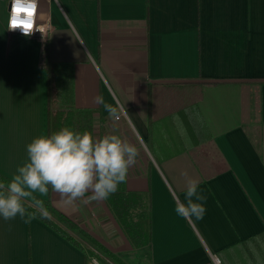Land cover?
I'll return each mask as SVG.
<instances>
[{
    "label": "crops",
    "instance_id": "0c3cea01",
    "mask_svg": "<svg viewBox=\"0 0 264 264\" xmlns=\"http://www.w3.org/2000/svg\"><path fill=\"white\" fill-rule=\"evenodd\" d=\"M8 4L0 0V173L11 179L27 144L48 135V65L71 64L84 131L138 148L124 184L149 195L150 244L133 248L105 200L37 195L127 264H264V0H38L39 22L52 26L43 49L9 41ZM189 179L207 197L202 220L174 211ZM0 264L100 263L39 219L17 217L0 219Z\"/></svg>",
    "mask_w": 264,
    "mask_h": 264
},
{
    "label": "clouds",
    "instance_id": "9594fccd",
    "mask_svg": "<svg viewBox=\"0 0 264 264\" xmlns=\"http://www.w3.org/2000/svg\"><path fill=\"white\" fill-rule=\"evenodd\" d=\"M26 7L34 10L36 0H28L27 5L23 0H13L15 11L22 13ZM10 23L25 20L13 14ZM96 102L110 115L116 112L103 96L96 97ZM26 152V162L17 167L11 180H0V219L4 221L19 217L30 223L38 216L50 218L44 202L36 198V194L44 196L49 190L58 193L66 205L107 200L126 182L138 156V148L117 134L97 138L89 131L77 132L69 127L35 137L27 144ZM206 200L199 181L189 179L184 200L176 203L174 211L180 218L202 220ZM26 201H31L35 211H28Z\"/></svg>",
    "mask_w": 264,
    "mask_h": 264
},
{
    "label": "trees",
    "instance_id": "16d2710c",
    "mask_svg": "<svg viewBox=\"0 0 264 264\" xmlns=\"http://www.w3.org/2000/svg\"><path fill=\"white\" fill-rule=\"evenodd\" d=\"M49 82V118L48 135L69 127L77 132H84V112L74 103V70L71 64L53 62L48 65ZM0 180H11L0 173ZM36 198L44 202L50 212V218L37 219L50 226L68 241L86 249V255L100 264H127L115 253L111 252L86 230L72 219L56 209L49 198L36 194ZM112 214L124 229L133 248H141L150 244L149 195L128 191L125 184L105 200ZM25 206L29 212L35 211L31 201ZM75 236H74V235ZM79 240H78V238Z\"/></svg>",
    "mask_w": 264,
    "mask_h": 264
},
{
    "label": "built area",
    "instance_id": "2783aa9c",
    "mask_svg": "<svg viewBox=\"0 0 264 264\" xmlns=\"http://www.w3.org/2000/svg\"><path fill=\"white\" fill-rule=\"evenodd\" d=\"M23 2L26 5L28 4V0H23ZM13 14L22 15L25 23L11 24L10 17ZM38 15V0H36V7L34 10L30 7H26L22 13L20 11H15L13 9V0H9L7 18V33L9 41H18L27 49H34L35 45H39L43 49L52 33V26L39 22ZM23 31L29 34L25 35ZM116 118H118V116ZM215 261L218 263L219 259H216Z\"/></svg>",
    "mask_w": 264,
    "mask_h": 264
},
{
    "label": "rangeland",
    "instance_id": "374dc122",
    "mask_svg": "<svg viewBox=\"0 0 264 264\" xmlns=\"http://www.w3.org/2000/svg\"><path fill=\"white\" fill-rule=\"evenodd\" d=\"M73 235H74V234H73ZM74 236H75V235H74ZM76 237H77V235H76ZM77 238H78V237H77ZM78 240H79V238H78ZM114 244H115V243H114ZM133 256H135V255L129 253L128 256L125 257V259H126L129 263H132V262L134 261Z\"/></svg>",
    "mask_w": 264,
    "mask_h": 264
}]
</instances>
